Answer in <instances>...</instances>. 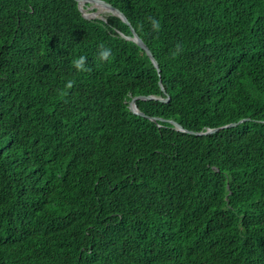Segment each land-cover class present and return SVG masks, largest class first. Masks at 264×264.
<instances>
[{
    "label": "trees",
    "instance_id": "obj_1",
    "mask_svg": "<svg viewBox=\"0 0 264 264\" xmlns=\"http://www.w3.org/2000/svg\"><path fill=\"white\" fill-rule=\"evenodd\" d=\"M103 1L159 71L111 12L0 0V264H264V0Z\"/></svg>",
    "mask_w": 264,
    "mask_h": 264
},
{
    "label": "water",
    "instance_id": "obj_2",
    "mask_svg": "<svg viewBox=\"0 0 264 264\" xmlns=\"http://www.w3.org/2000/svg\"><path fill=\"white\" fill-rule=\"evenodd\" d=\"M77 3H78V6H79V9L80 11L82 12V15L84 17H100V13L98 12H102V11H106V12H111L117 16H119L123 22H125L129 27H130V30L132 32V36L129 37L131 40H133L134 42H136L140 48H142L146 54L149 56L150 60L152 61V63L154 64V66L157 68V70L159 71V68H158V63L156 61V59L154 58L153 54L151 53V51L148 49V47L146 46V44L141 40V38L138 36V34L135 32L134 28L130 26V22L128 21V19L126 18V16L116 7H114L113 5H111L110 3L106 2V1H103V0H76ZM87 2H90L93 4V7H96L97 9H99L98 11H96L95 13H93L94 15H91L88 13H84L83 11V8L81 7V5L83 3H87ZM159 84L160 81H159ZM161 89L162 91H164V89L162 88L161 86ZM137 98H142V99H150L152 98V96H133L132 99L130 100L129 102V105H128V108L136 113V114H139V115H142V116H145L144 113L140 112L138 110V108L136 107L135 105V100ZM160 101H167L168 98H159ZM152 120H156V118H152ZM173 125H175V127L179 130H183L185 131L177 122L175 121H171ZM216 129H208L207 131L205 132H195V131H189L191 133H194V134H207V133H211V132H214Z\"/></svg>",
    "mask_w": 264,
    "mask_h": 264
},
{
    "label": "clouds",
    "instance_id": "obj_3",
    "mask_svg": "<svg viewBox=\"0 0 264 264\" xmlns=\"http://www.w3.org/2000/svg\"><path fill=\"white\" fill-rule=\"evenodd\" d=\"M111 49L108 47H102V50L99 54L101 60H107L111 56ZM75 67L79 70H84L85 68V58L81 57L77 62Z\"/></svg>",
    "mask_w": 264,
    "mask_h": 264
},
{
    "label": "rangeland",
    "instance_id": "obj_4",
    "mask_svg": "<svg viewBox=\"0 0 264 264\" xmlns=\"http://www.w3.org/2000/svg\"><path fill=\"white\" fill-rule=\"evenodd\" d=\"M91 7H93V5L89 6V8H91ZM98 10H99V9H98ZM83 11H84V13H88V15H89V14L94 15L93 13H95V12H93V11H89V12H87L86 10H83ZM98 13H100V12H98Z\"/></svg>",
    "mask_w": 264,
    "mask_h": 264
}]
</instances>
